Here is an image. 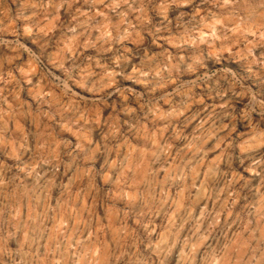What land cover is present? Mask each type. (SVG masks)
Returning <instances> with one entry per match:
<instances>
[{
	"label": "clouds",
	"instance_id": "1",
	"mask_svg": "<svg viewBox=\"0 0 264 264\" xmlns=\"http://www.w3.org/2000/svg\"><path fill=\"white\" fill-rule=\"evenodd\" d=\"M0 264H264V0H0Z\"/></svg>",
	"mask_w": 264,
	"mask_h": 264
}]
</instances>
